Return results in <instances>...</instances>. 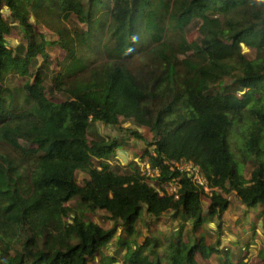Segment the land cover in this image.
I'll return each mask as SVG.
<instances>
[{
    "label": "trees",
    "instance_id": "1",
    "mask_svg": "<svg viewBox=\"0 0 264 264\" xmlns=\"http://www.w3.org/2000/svg\"><path fill=\"white\" fill-rule=\"evenodd\" d=\"M48 47L64 58L51 61ZM128 132L159 169L152 183L134 160L112 170ZM182 161L209 180L206 205ZM175 178L178 199L163 189ZM228 193L243 206L237 235L264 233V0H0V264H251L240 241L222 247L221 224L206 240ZM167 217L180 224L139 227Z\"/></svg>",
    "mask_w": 264,
    "mask_h": 264
},
{
    "label": "rangeland",
    "instance_id": "2",
    "mask_svg": "<svg viewBox=\"0 0 264 264\" xmlns=\"http://www.w3.org/2000/svg\"><path fill=\"white\" fill-rule=\"evenodd\" d=\"M198 22H199V20L192 21L189 25L187 37L190 41L196 40L200 37V32L198 29V27H199ZM84 26L85 25L83 23H80V27H84ZM38 29L46 32V29L44 26L43 27L38 26ZM53 39H55V38H53ZM9 40L11 41L13 46H16L21 42L22 36L20 35L18 30H13L11 35L9 36ZM48 51L52 55L51 61H54L55 58H57V59L59 58L60 60H62L64 58L65 53L59 47H52V48L48 47ZM243 52L249 58H253L255 56V51L253 48L245 46L243 48ZM39 61H42V58H40ZM50 69L58 70V65H56V63H53L51 65ZM44 78H45L44 83L47 87V90H46L47 95L51 96V93L48 92V91H50L49 88L53 85V77H52L51 71H50V73H48V76H44ZM27 79H28L27 77H19V76L11 77V76H9L8 77V83H10L12 85H16V86H22ZM52 99H55L56 101H60L62 99V96L60 94L56 93L54 95V98H52ZM123 126H124L125 130H128L131 125L125 123V124H123ZM98 129L100 130V132L106 133V135L110 132L109 129L102 124H98ZM140 130L144 133L145 137L150 139V134L148 133V131H149L148 128L141 127ZM129 135H130L129 136L130 139L128 141L129 143H126L127 145L124 146L125 149L118 150V155L120 156V159L118 158L117 160L112 161V163H113V164H111L112 170L113 169L116 170V167L118 165H122V166L127 165V163L129 161H132V160L139 162V165L142 167V165H141L142 162L147 160V159H145L143 161H140L141 151H142L143 146H144L142 141L134 138L131 133H129ZM92 138L93 137H91V136L88 137V139L90 141L92 140ZM236 138L237 137L235 136L234 132H231L230 141H232L234 148H235ZM234 148L232 147V149H234ZM119 160L121 161V163H119L120 162ZM94 161L97 165H99V161H97V160H94ZM253 168H254L253 163H251V162L243 163L242 171H243V174L245 175L246 178H248V179L250 178ZM84 176L85 175L83 173L78 172L76 175L77 181L82 184L83 180H84ZM152 180H154V179H152ZM149 182H150V180H149ZM210 192L205 193L203 195V203L205 205L210 202V197H211ZM218 192H221V189H218ZM225 195H227V197L231 201V204L227 208V210L222 213L220 218H214V220L211 223L205 225V228L203 230L208 231V237L206 238V240L208 242H212L216 238V234L215 233L213 234L211 232L217 233L218 232L217 225L221 224L222 229H223L221 232L222 233V236H221L222 247H224V246L229 247L232 242L240 241L241 245H243L244 247H242L241 249H237L236 250L237 253H239V250H240L242 252L241 255L248 257L247 259L250 261L251 264H260L258 253H259L260 247L264 243V236H263V239L261 238V236L264 235V233L262 232V227H260V226L258 227V229H257L258 235L257 236H255V235L252 236L249 233L243 234L242 236H238L237 232L240 229V227L237 225V223L239 222L240 215L242 214L243 206L239 202L238 198L235 196V193H230V194L228 193ZM69 203L71 205L74 204V202H69ZM96 219H99L103 226H109L111 224V221H109L108 219H105V218L103 219L102 217H96ZM166 219H167V221H164L163 223L157 222V223L153 224V227L152 226L148 227L147 224H144L143 222H141L139 224V227L141 228L143 233L148 234L149 229H154V230L160 229L162 224L168 228H173L176 225L180 224V221L179 222H173V220L170 219V217H167ZM148 222L150 223L149 219L147 220V223ZM246 225H248V222H246L245 226ZM208 227H211L214 230L211 231V229L210 230L207 229ZM169 230L170 229H168L167 231L170 232ZM120 232L122 234H124L123 233L124 231L122 228H120ZM127 239H129V237H127ZM112 245L113 244H111V245L109 244L107 246V249H108L107 253H109V254L115 253L116 247H113ZM197 260L199 262L203 263V261L200 257H198ZM209 261L211 262V264H219V260H217V259H210ZM91 264H100L99 256H98L97 260L93 261ZM113 264H124L123 257L119 256L118 262H115Z\"/></svg>",
    "mask_w": 264,
    "mask_h": 264
},
{
    "label": "built area",
    "instance_id": "3",
    "mask_svg": "<svg viewBox=\"0 0 264 264\" xmlns=\"http://www.w3.org/2000/svg\"><path fill=\"white\" fill-rule=\"evenodd\" d=\"M142 172L146 175L148 181L153 182L152 179H154L156 176L159 175V169L157 168H151V166L148 164L147 161L142 162ZM175 167L179 169L182 172H187L189 174L192 182L200 187L204 193H211L212 195V188L209 186V180L203 173V170L200 168L199 165H196L193 162H176ZM174 167H172L173 169ZM181 187L179 178L172 179L171 181L167 182L163 185V189L166 190L169 194L175 195V198L178 199L179 194V188Z\"/></svg>",
    "mask_w": 264,
    "mask_h": 264
},
{
    "label": "water",
    "instance_id": "4",
    "mask_svg": "<svg viewBox=\"0 0 264 264\" xmlns=\"http://www.w3.org/2000/svg\"><path fill=\"white\" fill-rule=\"evenodd\" d=\"M241 46H242L243 48L245 47V45H244L243 43L241 44Z\"/></svg>",
    "mask_w": 264,
    "mask_h": 264
},
{
    "label": "crops",
    "instance_id": "5",
    "mask_svg": "<svg viewBox=\"0 0 264 264\" xmlns=\"http://www.w3.org/2000/svg\"><path fill=\"white\" fill-rule=\"evenodd\" d=\"M117 158H119V159H120V156L118 155V156H117Z\"/></svg>",
    "mask_w": 264,
    "mask_h": 264
}]
</instances>
